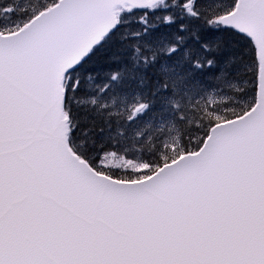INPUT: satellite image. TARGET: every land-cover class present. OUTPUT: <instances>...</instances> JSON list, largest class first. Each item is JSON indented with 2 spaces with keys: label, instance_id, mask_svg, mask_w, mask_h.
Returning a JSON list of instances; mask_svg holds the SVG:
<instances>
[{
  "label": "snow or ice",
  "instance_id": "snow-or-ice-1",
  "mask_svg": "<svg viewBox=\"0 0 264 264\" xmlns=\"http://www.w3.org/2000/svg\"><path fill=\"white\" fill-rule=\"evenodd\" d=\"M0 264H264V0L0 4Z\"/></svg>",
  "mask_w": 264,
  "mask_h": 264
},
{
  "label": "rangeland",
  "instance_id": "rangeland-1",
  "mask_svg": "<svg viewBox=\"0 0 264 264\" xmlns=\"http://www.w3.org/2000/svg\"><path fill=\"white\" fill-rule=\"evenodd\" d=\"M36 0H31V3H35ZM189 2H191V0H189ZM205 0H198V3H204ZM13 4L14 6L18 7L19 9L23 10L25 8H27L29 6V0H0V4L2 5H7V4ZM133 24H137L135 22H133ZM88 87H94V85H86ZM217 99L219 100L220 98L217 97ZM221 103L225 102V101H220ZM110 103V101H109Z\"/></svg>",
  "mask_w": 264,
  "mask_h": 264
},
{
  "label": "trees",
  "instance_id": "trees-1",
  "mask_svg": "<svg viewBox=\"0 0 264 264\" xmlns=\"http://www.w3.org/2000/svg\"><path fill=\"white\" fill-rule=\"evenodd\" d=\"M132 29H136L137 27H138V24H132L131 26H130ZM104 71H107L106 69L104 70ZM101 75H103V72H101ZM86 87H88V86H86ZM140 145H136V149L137 150H139L140 149Z\"/></svg>",
  "mask_w": 264,
  "mask_h": 264
}]
</instances>
